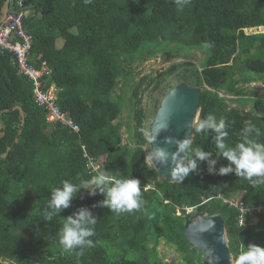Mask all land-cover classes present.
<instances>
[{
  "label": "trees",
  "instance_id": "16d2710c",
  "mask_svg": "<svg viewBox=\"0 0 264 264\" xmlns=\"http://www.w3.org/2000/svg\"><path fill=\"white\" fill-rule=\"evenodd\" d=\"M7 2L0 0V19ZM27 3L34 11L25 19L34 35L30 60L36 67L47 63L51 73L43 81L60 89L58 105L80 131L49 126L46 111L34 99L33 83L18 75L11 55L0 54V264H169L158 250L163 242L178 249L185 264H206L184 234L185 221L198 214L223 217L235 261L250 244L264 248V211L255 210L240 226L239 212L226 202L242 194L247 207L264 209V185L253 186L235 171L220 174L221 168L235 166L219 154L214 131H194L185 164L196 160L197 167L180 182H166L148 164L145 148L151 136L142 93L159 88L187 64L145 77L134 88L127 86L132 64L154 58L159 50L168 47L167 52L178 55L208 50L202 70L192 67L180 75L181 81L201 90L198 122L208 114L223 119L226 147L242 142L245 135L264 143V94L247 98L244 89L252 81H264V31L247 32L264 28V0H190L183 9L173 0ZM58 39L63 40L60 48ZM177 45L190 51L176 50ZM121 78L132 93L130 101L116 94ZM233 102L241 107L252 103L247 123ZM125 104L134 113V123L127 126L128 142L119 121ZM249 123L259 134L245 133ZM197 147L210 153L209 161L196 159ZM86 154L104 160L100 171L106 175L139 180L142 207L118 214L102 206L104 195L92 196L81 188L67 209L57 213L50 208L53 190L64 181L79 185L95 175ZM183 206L195 211L177 215ZM81 209L97 220L90 237L94 246L82 254L58 242L65 220Z\"/></svg>",
  "mask_w": 264,
  "mask_h": 264
},
{
  "label": "clouds",
  "instance_id": "9594fccd",
  "mask_svg": "<svg viewBox=\"0 0 264 264\" xmlns=\"http://www.w3.org/2000/svg\"><path fill=\"white\" fill-rule=\"evenodd\" d=\"M178 9H183L190 0H173ZM61 41L60 39H58ZM57 40V42H58ZM62 43V42H61ZM57 44V43H56ZM225 122L223 119L217 121L216 117L208 114L195 125L197 133H204L212 130L216 133L215 144L219 150V154L226 158L231 165L220 169V174H228L235 171L236 175L250 181L253 186L264 185V143H258L244 136L242 142L235 144L234 147H226L224 138L228 133L224 130ZM255 130L254 125L248 124L244 130L245 133ZM188 141L180 142L178 147L183 151ZM151 148V147H150ZM195 157L200 161H209L210 153L200 148H195ZM147 155V152H146ZM156 160L164 161L167 158V152L164 149L156 147L152 153ZM148 157V156H147ZM212 164L215 161H211ZM180 171L187 176L196 169V160H189L187 164H181ZM154 168V166H153ZM155 169V168H154ZM83 188L89 191V194L95 196L97 192L105 196L102 206L115 213L132 212L142 207L140 181L133 178H117L115 176L106 175L103 171H97L89 180H81L79 185L69 181L63 182L62 188L53 190L49 207L55 212L67 209L71 205L74 194ZM149 189V188H147ZM196 217H204L197 215ZM51 215L47 219L51 220ZM97 220L93 218L91 212L87 209H81L75 217H68L59 234V244L65 250L80 249L81 254L85 247L94 246L93 240L90 239L94 235ZM228 239V238H227ZM246 251H242L236 260V264H264V248L258 245L250 244Z\"/></svg>",
  "mask_w": 264,
  "mask_h": 264
},
{
  "label": "water",
  "instance_id": "95a60500",
  "mask_svg": "<svg viewBox=\"0 0 264 264\" xmlns=\"http://www.w3.org/2000/svg\"><path fill=\"white\" fill-rule=\"evenodd\" d=\"M10 0L3 10L1 21L7 16ZM264 31V28H262ZM251 33H259L260 28H252ZM201 105V90L187 83H180L166 94L151 123L150 147L164 149L167 158L152 163L156 171L168 183L180 182L183 173L181 164H185L187 151L194 137V123L198 121ZM245 123L248 114L245 115ZM187 140V147L181 151L180 142ZM184 234L190 244L205 256L206 264H232L233 255L228 245L225 221L222 216H206L185 221Z\"/></svg>",
  "mask_w": 264,
  "mask_h": 264
},
{
  "label": "rangeland",
  "instance_id": "374dc122",
  "mask_svg": "<svg viewBox=\"0 0 264 264\" xmlns=\"http://www.w3.org/2000/svg\"><path fill=\"white\" fill-rule=\"evenodd\" d=\"M28 14H34V11L32 10L31 12V10L29 9V6H28ZM247 32H250V31L247 30ZM260 32H263L262 27H260ZM58 43H59V40H58ZM162 46L163 44L161 45L160 48H163ZM175 49L184 50L186 52L190 51V49L188 48L181 49L180 45L175 46ZM169 50L171 49H168V47L166 48V50H159L154 58H151L147 61L137 60L135 61V63L132 64V68H133L132 76L130 77V80L127 85L131 88H134L140 82V80L145 77H155L160 74L166 73L168 69L172 68L175 65L183 64V63L187 64V66H185L183 69H179L175 73L169 74V76L167 77L168 80L164 81L163 84L159 88L156 89L154 88V86H151L144 93H142L143 95L142 96L143 98L142 107L144 108L145 113H146L145 124L147 127H149V129L151 127V123L154 121L156 117L157 110L160 107V104L162 100L164 99V97L166 96V94L169 93L174 87H176L180 83H187V82L181 81L183 78L180 75L184 72V70L191 69L192 67H197L199 70H202V66L206 65L207 59L210 55V51L204 50L205 52L204 53L202 49L200 50L192 49L187 54L184 52H181V54L179 55L167 52ZM27 79L30 82H32L34 85L33 78L32 79L27 78ZM38 80L41 81L42 79H38ZM147 85H148V81L146 82L145 87ZM127 86L124 85L123 80L121 78L119 85L117 87V90H116V94L120 96H124L127 101H130L132 97V93L127 88ZM189 86H191V84H189ZM191 87H194V86H191ZM244 89L246 92L249 93L248 94L249 96H247V98L254 99V98L260 97L262 93L264 94V81L263 80L252 81L251 83L245 85ZM223 97H226L229 99L233 98L228 95L226 96L223 95ZM133 101H135V99H133ZM232 105L233 107L241 109L243 113L245 115L248 114V116H249V112L252 109V103H250L249 106L247 107H241V105L238 102H233ZM124 106H125L124 111L119 121L122 123V126H123L122 133H123L124 139H126L125 142H128L127 126L129 124L132 125L134 123V118H133L134 113L133 112L130 113L128 106L126 104ZM145 150L148 156L147 157L148 164L153 167L152 151L149 145L145 148ZM239 196H241V194H238L236 197L240 198ZM198 218L200 217H195L194 219L196 220ZM254 220L256 221V219ZM158 250L161 254V257L164 259L165 262L169 264H185L180 251L176 249L175 247L169 246L165 242H163L159 246ZM8 262L5 261L3 264H8ZM232 264H236V261L234 260V258L232 260Z\"/></svg>",
  "mask_w": 264,
  "mask_h": 264
},
{
  "label": "built area",
  "instance_id": "2783aa9c",
  "mask_svg": "<svg viewBox=\"0 0 264 264\" xmlns=\"http://www.w3.org/2000/svg\"><path fill=\"white\" fill-rule=\"evenodd\" d=\"M13 3V7L11 4ZM28 17V4L27 0H10V9L4 20L0 19V54H9L12 56L14 63L16 64L18 75L26 78H33L35 93L37 101L45 105L47 109L46 117L49 120L60 121L67 125L72 132H79L80 127L75 123L69 112L59 109L54 101L53 95L56 91L55 88L51 87L50 90L42 91L41 79L45 75L51 73V69L44 61L36 67L35 64L30 60L31 52L34 45V35L29 32L27 25H25V19ZM104 164L103 159L95 161L90 159L88 167L90 173L97 174ZM240 198L234 196L226 200L232 207L237 209L239 212V225L245 226L247 216L254 214V211H264L263 208H257L254 206L247 207L243 200V195ZM195 211V207L183 206L177 210V215L192 214ZM185 213V214H184Z\"/></svg>",
  "mask_w": 264,
  "mask_h": 264
},
{
  "label": "bare ground",
  "instance_id": "6f19581e",
  "mask_svg": "<svg viewBox=\"0 0 264 264\" xmlns=\"http://www.w3.org/2000/svg\"><path fill=\"white\" fill-rule=\"evenodd\" d=\"M44 77V76H43ZM43 77L41 78L42 80H41V82H42V91L43 92H46V91H48V90H50L51 89V87H53V88H55L56 89V91H55V93H54V97H53V101H54V103H55V105L59 108V109H61L60 108V106L58 105V95H59V92H60V89L54 84V83H51L50 85H48L47 87H46V81H43ZM45 82V83H44ZM189 85V84H188ZM33 89H34V99H35V101L37 102V104L40 106V107H42L45 111H46V114H47V109H46V107H45V105H42V104H40L38 101H37V96H36V93H35V87H33ZM161 105V104H160ZM159 109V108H158ZM62 110V109H61ZM200 110H201V105H200ZM200 110H199V112H200ZM158 111V110H157ZM157 114V113H156ZM46 122L49 124V126H52V127H54V126H56V125H61V126H63V127H65V128H67V129H70L67 125H65V124H63L62 122H60V121H54V119H52V120H49L47 117H46ZM198 122V121H197ZM197 122H195L194 123V131H195V125H196V123ZM150 136H151V132H150ZM86 157H88V159L90 160V159H93V157H89L87 154L85 155ZM152 165H153V163H152Z\"/></svg>",
  "mask_w": 264,
  "mask_h": 264
},
{
  "label": "crops",
  "instance_id": "0c3cea01",
  "mask_svg": "<svg viewBox=\"0 0 264 264\" xmlns=\"http://www.w3.org/2000/svg\"><path fill=\"white\" fill-rule=\"evenodd\" d=\"M62 45H63V43H61V41H59V43L57 42V44H56L57 48H60Z\"/></svg>",
  "mask_w": 264,
  "mask_h": 264
}]
</instances>
